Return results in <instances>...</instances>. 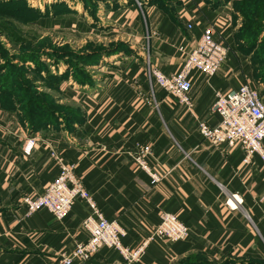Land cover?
Segmentation results:
<instances>
[{
	"label": "crops",
	"instance_id": "obj_1",
	"mask_svg": "<svg viewBox=\"0 0 264 264\" xmlns=\"http://www.w3.org/2000/svg\"><path fill=\"white\" fill-rule=\"evenodd\" d=\"M100 1L98 20L79 10L68 13L70 23L83 28L86 39L121 40L131 50L112 55L114 65L99 84L67 87L81 104L83 123L71 133L53 127L33 131L15 111L0 107V264H64L76 243L89 238L83 220L91 210L82 198L62 220L46 209L27 213L25 197L43 194L59 174L52 152L76 165L105 217L125 229L124 244L138 246L162 212L175 213L189 227L181 241H151L134 264H179L195 255L207 264H264V161L255 155L245 164L240 145H214L199 130L200 121L216 126L221 120L213 109L217 91L254 83L236 49L231 3ZM209 26L230 52L214 76L191 72L190 109L158 84L152 88L147 58L167 75L178 72ZM30 137L37 143L26 154ZM139 144L152 145L150 164L163 176L155 186L132 158ZM227 192L242 196L241 209L229 208ZM72 264H123V258L102 247Z\"/></svg>",
	"mask_w": 264,
	"mask_h": 264
},
{
	"label": "rangeland",
	"instance_id": "obj_2",
	"mask_svg": "<svg viewBox=\"0 0 264 264\" xmlns=\"http://www.w3.org/2000/svg\"><path fill=\"white\" fill-rule=\"evenodd\" d=\"M0 2L6 10L5 14H0V92L15 90V95L18 96L25 92V88L31 89L32 95L27 97L36 98L39 106L46 105L45 108L49 109L47 119L52 125L46 129L57 125L60 130L71 133L75 129L76 120L81 119L80 114L84 113L81 104L68 94L67 87L76 84L72 78L75 68L84 69L89 75L90 81L86 85L99 84L107 78V68L114 65L116 57L105 55L92 67L86 62L93 57V50L113 47L124 41L101 40L97 36L86 39L84 29L80 30L77 24L70 23L68 13H78L79 10L80 16H84L86 12L87 16L98 20L102 4L100 0ZM220 2L231 3L234 34L237 36L236 49L241 56H245L250 66L248 72L251 79L259 86L260 94L263 95V85L254 78L256 75L260 77V73L264 71V0ZM73 5L79 7L71 9ZM57 16L59 18L55 22L52 18ZM261 19L263 22H260ZM125 45L129 48H122L123 51L118 53H129L124 51H130V45ZM63 77L67 79L62 81ZM7 94L5 92L1 97L4 106H15L14 99ZM18 110L16 109V113L19 115Z\"/></svg>",
	"mask_w": 264,
	"mask_h": 264
},
{
	"label": "built area",
	"instance_id": "obj_3",
	"mask_svg": "<svg viewBox=\"0 0 264 264\" xmlns=\"http://www.w3.org/2000/svg\"><path fill=\"white\" fill-rule=\"evenodd\" d=\"M136 2L141 5L139 0ZM188 26L192 28L191 24ZM229 52V46L216 34L214 27L209 26L190 51L181 70L176 73L165 74L152 64L148 56L147 68L152 88L154 84H158L174 99L191 109V72L197 70L206 76H214L228 58ZM213 109L220 114L221 120L216 126L200 121L201 134L214 145H240L245 152V164H249L255 155L264 161V99L257 85L246 82L226 93L217 91ZM36 143L37 137H30L25 146V153L30 154ZM152 154L151 144H139L132 153V158L138 168L149 174L150 183L155 186L163 176L153 170L149 161ZM52 155L56 156L59 162V174L43 194L27 196L24 203L28 215L46 209L58 220L69 214L78 198L84 199L90 207V213L83 220V227L89 233V238L76 243L71 254L64 256V264H72L75 260H88L102 247L118 250L123 264H134L143 258L154 239L177 242L188 237L189 227L175 213L162 212L159 224L138 246L132 248L124 244L125 229L117 220L105 217L92 194L75 173L76 165L61 160L55 152H52ZM226 204L230 209H241L243 198L238 193L227 192Z\"/></svg>",
	"mask_w": 264,
	"mask_h": 264
},
{
	"label": "trees",
	"instance_id": "obj_4",
	"mask_svg": "<svg viewBox=\"0 0 264 264\" xmlns=\"http://www.w3.org/2000/svg\"><path fill=\"white\" fill-rule=\"evenodd\" d=\"M102 1H106V0H102ZM260 1H262V0H260ZM219 2H220L219 0L215 1L216 4ZM1 5H3V4L0 2V14H5L6 13V10L4 9L5 7H2ZM39 14L40 13L38 12V15ZM260 22H263V20L261 19ZM234 37L237 40L236 34H234ZM122 48L128 49L129 47H128V45H125L124 42H120L119 44H117L113 47H107V48L100 47L98 49H95V50H93L94 52H92V54H91L93 57L90 58L86 63L92 67L93 65L98 64L101 61V59L103 58V56L116 54L120 51H123V50H121ZM124 52H130V51H124ZM47 71H48V69H47ZM19 73H20V71H19ZM72 78L77 84H79L81 86L89 84L88 81H90V80H88V79H90V77L87 74V72L84 69H81L79 67L75 68V72H74ZM65 79H67V78L63 77L62 81H64ZM254 79L258 83H261V86L263 85V88H264V71H262L260 73V77L256 75V78H254ZM5 92H8L7 95H9L10 97H12L14 99L15 106H12V107L4 106L1 97H2V94L5 95ZM20 93H23V92H20ZM0 94H1V96H0V107L4 110L15 111V112H17L16 109H19L18 112H19L20 121L24 125L27 124V126L31 130H33V131L43 130V129H46L52 125V124H50L49 120L47 119L49 109L45 108L46 105L44 104L45 106H39L38 105L39 103L36 100V98L27 97V96L32 95L31 89L25 88V92L23 94L18 95V96L15 95L16 94L15 90H9V91L5 90L4 92H0ZM261 96L264 99V93H263V95L261 94ZM23 105H25L26 109H25V107H23ZM80 115H81V117H80L81 119H79L78 121L76 120L74 126L76 125V123H78V124L83 123L84 116L82 113ZM43 120H46V121H43ZM54 126H55L54 128L57 127V129H59L57 125H54ZM205 263L207 264L208 262L206 261V259L203 256H201V255L196 256L195 255V256H190L187 259L182 260L179 264H205Z\"/></svg>",
	"mask_w": 264,
	"mask_h": 264
}]
</instances>
